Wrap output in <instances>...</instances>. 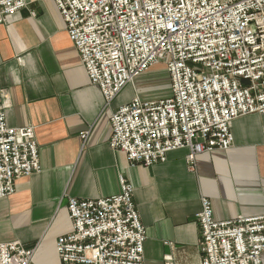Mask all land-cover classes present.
<instances>
[{"label":"built area","instance_id":"2783aa9c","mask_svg":"<svg viewBox=\"0 0 264 264\" xmlns=\"http://www.w3.org/2000/svg\"><path fill=\"white\" fill-rule=\"evenodd\" d=\"M92 85L107 104L153 66L165 67L171 95L135 97L111 117L110 147L149 168L170 152L197 156L233 146L235 120L264 114V0H54ZM0 0V28L26 8ZM0 87V199L42 170L33 127H10ZM105 199H70L71 232L60 236V264H145L146 231L134 189ZM201 264H263L264 215L218 222L202 198L196 214ZM34 250L0 243V264H34Z\"/></svg>","mask_w":264,"mask_h":264},{"label":"crops","instance_id":"0c3cea01","mask_svg":"<svg viewBox=\"0 0 264 264\" xmlns=\"http://www.w3.org/2000/svg\"><path fill=\"white\" fill-rule=\"evenodd\" d=\"M25 1L26 8L0 28V87L8 125L35 129L42 170L20 178L16 193L0 199V243L18 241L34 250V264H60L56 242L72 230L70 199L117 195L121 177L134 189L146 231L145 264H201L196 214L202 198L211 201L218 222L264 215V114L235 120L233 146L197 156L194 170L188 149L149 168L132 166L110 147L111 117L135 97L165 99L150 92L154 82H144L154 81L159 68L168 76L166 69L153 66L107 104L54 0Z\"/></svg>","mask_w":264,"mask_h":264},{"label":"rangeland","instance_id":"374dc122","mask_svg":"<svg viewBox=\"0 0 264 264\" xmlns=\"http://www.w3.org/2000/svg\"><path fill=\"white\" fill-rule=\"evenodd\" d=\"M168 76L166 75V72L163 71V69L159 68V70L156 71V74L154 72V74L152 75V79H154V81L147 80L146 82H144V85L153 84L152 82H154L157 86L155 88H151L150 92H152L154 95H159L160 98H168L171 95V93L169 94L167 83L168 79V81H170V78Z\"/></svg>","mask_w":264,"mask_h":264}]
</instances>
